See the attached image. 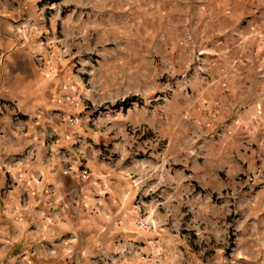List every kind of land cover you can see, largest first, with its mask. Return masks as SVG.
Listing matches in <instances>:
<instances>
[{"label":"crops","instance_id":"0c3cea01","mask_svg":"<svg viewBox=\"0 0 264 264\" xmlns=\"http://www.w3.org/2000/svg\"><path fill=\"white\" fill-rule=\"evenodd\" d=\"M263 2L234 23L225 11L222 37H211L225 66L211 69L209 123L140 136L117 108L82 100L72 60L87 25L75 10L0 0V264H238L221 201L210 204L211 242L201 244L192 224L201 185L183 165L211 147L240 154L264 133L249 111L264 109ZM69 165L86 178L64 173Z\"/></svg>","mask_w":264,"mask_h":264},{"label":"rangeland","instance_id":"374dc122","mask_svg":"<svg viewBox=\"0 0 264 264\" xmlns=\"http://www.w3.org/2000/svg\"><path fill=\"white\" fill-rule=\"evenodd\" d=\"M53 1L67 12L75 10L72 20L87 25L86 42L74 44L72 60L82 75V100L96 112L111 113L116 101L133 97L116 110L131 121L124 130L140 136L159 130L190 134L198 121L209 123L214 115L207 101L215 85L211 69L225 66L224 57L213 52L211 37H222L225 11H231L234 23L241 19L240 10L257 5V0ZM261 110L249 109L264 126ZM259 136L243 142L247 148L240 154L211 147L183 165L185 179L201 185L192 217L201 244L211 242L210 204L221 201L230 209L227 251L238 264H264V133Z\"/></svg>","mask_w":264,"mask_h":264},{"label":"built area","instance_id":"2783aa9c","mask_svg":"<svg viewBox=\"0 0 264 264\" xmlns=\"http://www.w3.org/2000/svg\"><path fill=\"white\" fill-rule=\"evenodd\" d=\"M68 171H77L78 172V175L81 177V178H86L87 176V170L85 168H79V167H76L75 170L72 168L71 165H69L63 172L66 173Z\"/></svg>","mask_w":264,"mask_h":264},{"label":"trees","instance_id":"16d2710c","mask_svg":"<svg viewBox=\"0 0 264 264\" xmlns=\"http://www.w3.org/2000/svg\"><path fill=\"white\" fill-rule=\"evenodd\" d=\"M133 97H127L121 101H116L114 104H112V108H124L127 106L128 102L132 101Z\"/></svg>","mask_w":264,"mask_h":264}]
</instances>
